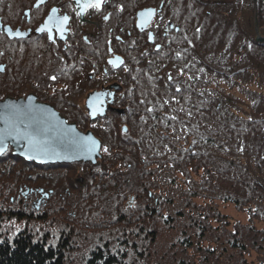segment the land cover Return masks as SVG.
I'll return each mask as SVG.
<instances>
[{"label":"trees","instance_id":"obj_1","mask_svg":"<svg viewBox=\"0 0 264 264\" xmlns=\"http://www.w3.org/2000/svg\"><path fill=\"white\" fill-rule=\"evenodd\" d=\"M154 1L129 0L132 14ZM173 1L161 9H172L179 28L170 42L158 50L132 39L125 46L130 60L116 78L125 114L94 123L83 108L73 122L101 140L109 188L101 194L91 182H72L77 197L75 209H65L67 222H41L51 209L38 213L22 202L21 189L0 190L7 202L0 204V264H264V46L240 23L241 0ZM251 2L244 6L263 30L264 0ZM136 30L129 27L126 41L140 35ZM88 73L76 87L89 85ZM3 174L10 170L0 166ZM98 203L99 221L69 222ZM227 206L248 221L233 220ZM4 209L11 215L2 216ZM30 216L38 223L32 232ZM106 225L119 226L118 240ZM164 234L174 239L163 245Z\"/></svg>","mask_w":264,"mask_h":264},{"label":"flooded vegetation","instance_id":"obj_2","mask_svg":"<svg viewBox=\"0 0 264 264\" xmlns=\"http://www.w3.org/2000/svg\"><path fill=\"white\" fill-rule=\"evenodd\" d=\"M174 3L155 0L154 7L132 14L129 0H108L100 9L90 8L85 14L88 22L82 23L75 0H0V103L31 98L63 116L64 110L80 106L75 101L77 96H84L86 109L89 94L119 83L116 78L125 62L122 54L129 27L140 32L138 42L155 50L179 33V28L174 27L172 9L161 11L165 4ZM147 9H153L155 15L150 25L139 31L137 15ZM126 11L134 16L127 19ZM182 19L188 21L186 10ZM116 57L122 58L123 63L114 68L109 61ZM95 63L102 66L101 80L92 75L99 69ZM86 71L88 88L84 84L76 87L77 77ZM119 93L114 96L112 108L116 107ZM5 158L13 159L10 148L1 160Z\"/></svg>","mask_w":264,"mask_h":264},{"label":"water","instance_id":"obj_3","mask_svg":"<svg viewBox=\"0 0 264 264\" xmlns=\"http://www.w3.org/2000/svg\"><path fill=\"white\" fill-rule=\"evenodd\" d=\"M106 1L108 0H102L99 9ZM75 2L81 22L87 23L85 14L94 7L97 0ZM154 15L153 9L139 12L138 30H145ZM255 41L264 45V37L259 33ZM121 63L123 59L119 57L109 61L114 68L119 67ZM120 90L119 84H113L107 90L89 94L85 108L92 122L106 118L114 96ZM116 113L122 115L124 111L117 110ZM123 132L127 133V128H123ZM102 147L101 140L92 131H81L76 124L69 123L58 111L47 105H39L34 99L29 98L27 101L7 99L0 103V160L10 148L15 160L20 159L37 167H62L78 163L96 165L97 161L102 159Z\"/></svg>","mask_w":264,"mask_h":264},{"label":"rangeland","instance_id":"obj_4","mask_svg":"<svg viewBox=\"0 0 264 264\" xmlns=\"http://www.w3.org/2000/svg\"><path fill=\"white\" fill-rule=\"evenodd\" d=\"M241 1L243 3H241V7L239 9V13H240L239 14V16H240L239 21L242 24L243 28L245 30L247 29L248 31H251V33L254 34L255 38H256L258 33L260 34L261 37H264V35L261 33L262 31L264 32V29L262 30L260 25H259V21L257 19V14L255 13V15H254V11L252 9L250 11L248 10V5H251V3H252L251 0H247L248 5L246 3V7L244 6V0H241ZM256 22H257V27H256ZM125 23H128V22L125 21ZM138 38H139L138 35L137 36L132 35L129 40L126 41V39H125V43L130 45V43H131L130 40L132 39V40H137L136 45L141 46L142 43H140V41L138 42ZM260 46H264V45H260ZM123 58H124V61H126L127 58H125L124 56H123ZM131 58L136 59L138 57H136V55H134V57H133V54H131ZM128 60H130V58L127 59V62H129ZM124 63H126V62H124ZM95 67H99V69H98V71L95 70L94 73H92V75H93V77H98L101 80L100 77L102 76V72H103V69L101 68L102 66L95 63ZM108 77H111V73H109ZM78 79L83 80L82 77H78ZM118 84L120 85V83H118ZM93 86H95V83L93 84ZM86 88H88V87L86 86ZM84 99H85L84 96H77L75 98V101L76 102L78 101L80 106L74 107V108H71L68 110H64L62 112L63 116L65 118H67L68 121L70 120V123L79 122V120H81L83 118L82 116L85 114L84 109H83L84 108V106H83ZM116 103H117L116 107L112 108V106H110L111 110H109L107 112V116L110 115V116L114 117V115L123 116L125 114V112L122 115L116 113L117 110H123L120 108V104H118L117 101H116ZM85 112H86V110H85ZM74 124L77 125V123H74ZM88 131H91V130H88ZM2 161L3 162L9 161V163H10V162H15V159L14 158L13 159L5 158ZM102 164H104L103 160L100 159L97 161L96 165L78 163V164L70 165V168H68V166H65L64 169L60 166L53 167V168H51V166H49V167L44 168V169L35 166L34 169L32 168L34 171H31V170H28V171L24 170L23 171L22 166H20L21 167L20 168L18 165V166L13 168L10 165H4V163H0L1 169H4V171H5V169L10 170L9 175L3 174L2 177L0 175V177H1L0 178V190L3 191L4 193H7V191L9 189L12 192H14V189H16L18 191L21 189L19 197H22V200H23L22 202L26 203L25 205L29 206L30 208H36L37 207L38 213L42 214L43 211L45 212V209L46 210L47 209L48 210L54 209L53 213L51 210H49L48 215L46 216L45 219H43V221L40 220L41 222L52 221V219H54V221L56 222V220H58V219L61 221L62 218L67 222L68 216L64 215V213H66L65 209L67 208L68 211L70 210V208H71V210L75 209V205H74L73 201H76L75 197H77L76 190L71 188L72 182L74 184L76 183V181L79 184H81L84 180H85L86 184H87V182H91L90 184H94L93 188H97L99 190L98 192H100L101 194H103V192L105 193V191H106L104 186H106V188H109L107 186V183H108L107 182L108 178L106 177L107 175L103 171V169L100 167V165H102ZM40 174L43 175L42 179L39 178ZM29 178L34 179L35 181L34 180L29 181L28 180ZM102 179H104V181H102ZM27 190L30 191V194ZM42 191H44V192H42ZM69 192H70V194H69ZM100 193H98V194H100ZM25 194H28V196H24ZM16 196L17 195H15V197ZM12 197L13 196L11 195V198ZM47 197H49V198H47ZM91 199L92 198H90L88 200H91ZM10 201L12 203L14 202L13 199H11ZM22 202H19V199H17V204H19V203L21 204ZM0 204L7 205V202L4 203L3 200L0 198ZM85 205L89 206L90 203H86ZM100 208H101V203L95 204L89 208V214H88L89 216L84 218V216H82V215H80V216L73 215L72 218L69 220V222H71V224H74L76 227L81 226V225L82 226L86 225V221L95 223V222L99 221L100 218L103 217L102 216L103 210ZM223 212L225 214L229 215L230 217H232L233 220H235V221H241V222L248 221V216L245 213L238 212L232 206H227L226 209L223 210ZM51 213L53 215H51ZM6 214L11 215V213H9L8 209H7V211H5V209H4L3 213H1V215L4 217L6 216ZM34 216H30L31 218H27L29 220L27 228L31 232L33 229L37 230V226H35V224H38V223H37V219ZM105 216H108V214H105ZM23 217H27V216H23ZM11 218H13V217L11 216ZM13 220H15V219H13ZM22 226L24 227L25 224H23ZM132 226H133V224L129 225V227H132ZM106 227L109 229L107 231H110L108 234V235H110V238L111 239L115 238V240H118L119 238L117 237V233L115 232V229H117L119 226L118 225H116V226L106 225ZM54 228H55V225H54ZM52 230H53V226H51V231ZM166 236H168V234H164V236L160 240L161 244H163V245L167 244L169 239H174V235L170 236L169 239Z\"/></svg>","mask_w":264,"mask_h":264},{"label":"snow or ice","instance_id":"obj_5","mask_svg":"<svg viewBox=\"0 0 264 264\" xmlns=\"http://www.w3.org/2000/svg\"><path fill=\"white\" fill-rule=\"evenodd\" d=\"M101 2H102V0H97V3L94 4L93 6L96 7V8H99Z\"/></svg>","mask_w":264,"mask_h":264},{"label":"bare ground","instance_id":"obj_6","mask_svg":"<svg viewBox=\"0 0 264 264\" xmlns=\"http://www.w3.org/2000/svg\"><path fill=\"white\" fill-rule=\"evenodd\" d=\"M41 176H40V179H42V177H43V175L42 174H40Z\"/></svg>","mask_w":264,"mask_h":264}]
</instances>
